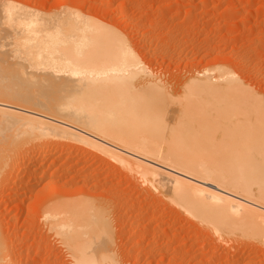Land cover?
Listing matches in <instances>:
<instances>
[{
    "label": "bare ground",
    "instance_id": "6f19581e",
    "mask_svg": "<svg viewBox=\"0 0 264 264\" xmlns=\"http://www.w3.org/2000/svg\"><path fill=\"white\" fill-rule=\"evenodd\" d=\"M80 4L48 7V12L43 6L12 0L1 5L0 213L13 199H19L16 207L21 211L26 200L33 199L39 204L46 239L57 237L72 263L123 264L115 252L118 243L125 247L131 236L132 252L148 238L150 246L159 239L157 228H151L152 219L137 233L140 218L156 213L158 204L138 197L132 200L125 193L128 188L131 192L150 188L173 194L178 205L206 226L210 237L238 232L264 245V98L257 97L224 63L201 68L202 78L190 77L177 93L167 91L162 79L143 68L144 61L116 28L117 22L99 18L105 7L101 13L93 4L88 8ZM238 9L233 5L226 11ZM128 19L121 21L130 27ZM6 46L11 48L5 53ZM56 152L50 161L47 158L33 167L37 157ZM88 161L92 163L81 166ZM95 164L113 168L111 178L102 180V171L92 167ZM53 167L50 181L43 184ZM84 167L82 177L79 171ZM8 217L0 216V264L21 260L30 264L35 257L27 248L24 256L22 240L18 244L9 221L5 223ZM163 218L161 214L154 220ZM228 239L229 245L233 239ZM203 248L192 246L179 254L181 260L178 253L175 258L195 259L192 254ZM239 248L230 252L236 263L261 264L252 254L255 250L241 253ZM153 250L142 249L132 260L140 261L141 255L145 259V251L153 257ZM203 254L198 256L200 264ZM222 254L209 262L224 264Z\"/></svg>",
    "mask_w": 264,
    "mask_h": 264
},
{
    "label": "rangeland",
    "instance_id": "374dc122",
    "mask_svg": "<svg viewBox=\"0 0 264 264\" xmlns=\"http://www.w3.org/2000/svg\"><path fill=\"white\" fill-rule=\"evenodd\" d=\"M5 1L7 0H0V10L2 8L1 5L5 3ZM12 1H14L15 4H20L23 6H27V5L36 6L38 8L43 6L42 8L43 9L45 8L47 12L49 8L50 10H53L54 8H57V6L58 8L60 6L79 7L78 5L80 4V2L81 4L83 2L87 4V8L89 6H92L91 4H93L92 6L94 7L93 9L97 7L98 9L101 8V13L102 11L104 12L102 8L105 7V13L103 14L104 16L99 15L100 16L99 18H101L102 20L105 19V21L107 22L109 21L110 23L113 24L117 22L115 24L116 28H118V30L122 32L123 37H125V40L128 42L130 48H132L133 51H135L134 53H136V55H139L138 56L139 59L142 62L144 61L143 68L144 69L148 68L146 69L148 70V72L150 71V73H153L152 75L156 76L160 80L162 79L161 82L163 84L165 83L164 85L165 89H167V91L171 93H175V92L177 93L178 91H180V89H182L186 81L192 76L198 75V77L202 78L199 75H201L200 71H202L203 68L213 67L217 63L220 64L224 63L223 65L226 64L225 67L228 68L229 71L231 70V72H233L237 77L242 79V81L249 86L251 91H253L256 95H258L257 97L264 98V0H223V1L221 0H44V1L43 0H12ZM89 3L90 5H88ZM233 5L239 6V9L236 12L226 11V9L228 10L230 7H233ZM106 9L108 10L106 11ZM109 9L112 11L110 12ZM91 12L92 15H94L93 13H95V11L93 12L92 10ZM106 13L107 14L113 13L112 14L113 17H111L110 14L109 16L105 15ZM114 14H116L117 16L119 14L121 15H119L116 20L117 16ZM125 16L127 17V19L129 18L128 21L130 20V22H128V24L130 23V27L129 25L125 24L127 23L125 22V20L121 21V19L124 18ZM109 17L112 19H110ZM118 20L120 21L118 22ZM234 23L237 24L233 26ZM5 43L8 44L9 41ZM7 47L11 48L9 46H6L5 49L2 51L5 53L8 52L10 49L8 50ZM8 64L6 65V68H8L7 67ZM57 145L66 149L65 148L66 146H62L60 144ZM72 151H73L72 152L73 155L76 154V151L74 149ZM55 155H58V153L57 154L53 153L52 155H48L47 157H44L45 156L44 154L40 158L37 157L36 161L33 164V167L35 168L37 165L40 164L42 165V162H44L45 159L47 160V158H48L47 161H50L51 159L50 157ZM63 157L62 158L65 160L66 159L65 156ZM43 158L44 160H42ZM37 159H39V161H37ZM91 163H92L91 161H88L82 163L81 166L83 165L88 166ZM96 165L97 164L93 165L92 167L95 169L98 168L97 170L102 171L100 175V178L102 180L107 176L111 178L113 168L104 169ZM45 166L47 165L45 164ZM53 168H49V170H47V174L43 180L44 181L43 184L50 181L49 179H51L50 178L51 174H53V172L56 169L55 167ZM84 169L85 167L80 169L79 171V174L82 177H84L83 175V173L85 172ZM90 172L92 173V170L88 171V173ZM40 174L41 173H39L38 175ZM22 176L23 174L21 173L19 177ZM58 176H60V174H58ZM117 178H115V180H119ZM9 179L11 178L9 177ZM66 179L67 177L64 176L62 177L61 181L63 182ZM26 180L28 181V177H24L25 182H27ZM126 188H128V186ZM130 189L131 188L126 189L125 193H129L130 196H132L131 197L132 200H134V198L136 197L138 198L140 197V199L137 198L136 200L138 201L149 200V202H152V204L155 205L158 204L157 207L158 206L159 207L156 213L154 214L147 213V215H145L144 218H140L139 223L137 224L138 227L137 233L139 234V232L144 228L146 223L152 219L153 221L151 222L152 223L151 228H155V229L157 228L156 231L158 232L157 236L159 239H157L156 241V245L158 246L157 248H155L156 247L155 244H154L155 246L154 245L152 246V244L151 246L149 245V242H151L152 240L148 238L145 241V243L142 245L141 249L132 252L130 249L131 236H129V243H127L125 247H120L118 243L115 246V252L118 254L119 259L121 262H123V264H137L139 260L138 261L134 260L137 252H139L142 249H146L147 251L151 252L154 248L155 249L153 251L155 253L154 254L155 257L154 256L151 257L150 253L148 254V252L145 251L143 253L145 259L142 255L139 256L140 263L138 262V264H148V262H150L149 264H151L153 260H155V262L153 261L152 264H165V263L179 264L180 262H181L180 264H200L198 263L200 259V257L198 256L203 254V252L206 249L207 250L202 255L203 262H201V264H208V262L212 260L213 256L215 257L217 255H221L222 253L224 254V252L226 253L224 255L222 254L223 260L222 259L221 260L225 261L224 264L225 263L227 264L228 261L232 263V261L235 262V260L237 259L234 257L231 258L232 256L231 253H233L234 251L233 248L234 247L239 248L238 246H240L239 250L241 251V253L244 252V250H247V248H248L247 251H249L250 253L255 250L252 254L255 253L258 257L257 259L261 261V264H264V251H263L264 245H262L263 243L262 241H258L254 239V237L252 239V236L249 237L250 235L248 234L240 233L238 235V232L233 233L231 235L229 234L226 236L224 235L223 236L224 238L216 237V236L210 237V231L209 233L205 232L208 231V229L206 230V226L205 225L202 226V224L197 222V220L192 215L188 214L184 210V208L178 205L176 198L174 199V196H172L173 194L165 193V192L158 194L150 188H148V190L144 192H140V191L131 192ZM12 190L13 188L12 189L10 188L8 191H12ZM6 193L4 195L8 197L9 196L8 192ZM152 194H154L155 196ZM2 195H0V197ZM126 195L128 194H124V196ZM32 201L33 199L26 200V202L24 200V202L26 203L24 204L25 208H23V211H21L20 209L18 210V207H16L17 206L16 204L19 202V199L16 200L13 199V201L9 203L10 205L8 204L7 206L8 210L6 207V209L4 208L3 212L0 213V216L1 214L3 215L5 214L7 215V217L11 215L10 217H8L9 219L7 220L5 219V223H8L9 221V228L11 229L9 230L11 231V234L14 233L15 231L14 235L16 234V237H18V239L15 238L14 235H12L13 237H11L10 235V237L12 239L15 238V240L17 239L18 244H20V240H22L21 243L23 242L22 246H24L22 250L23 252H25L24 256L26 255L27 250H30L29 251L31 252L30 254L33 257H35L34 258L35 262L33 261L30 264H47V262L48 264H53V262L54 264H74L64 254L63 246H61L60 241L57 237L50 236L48 239H46V235H48V233L46 232L47 230L45 228H42V224H41L42 218H40L41 213L39 212L40 210L38 211V207H37L39 206V204L34 203V201L32 203ZM8 211L10 215L9 213H6ZM112 211H113L112 214H114L115 211L114 208ZM161 214L164 216L163 219L154 220V218L157 217L159 218ZM2 218L4 219V216H2ZM165 222H167V224H165ZM11 223L14 225V227H16L15 228L16 230L14 229ZM163 226L165 230H163L164 228H161ZM12 227L14 230L12 229ZM139 229L140 231H138ZM172 229H174V231ZM160 231H162L163 233H161ZM174 234L177 236H176V240L173 241L172 238ZM212 234L213 233L211 232V235ZM228 237H229L228 240L230 241L231 239H233V241L229 242V245L227 241ZM166 238L167 240H165ZM224 239L226 240V242ZM161 240L162 242H160ZM45 241L48 242L46 243ZM210 242H213V245L211 246L208 245V243ZM173 244L175 246H173ZM176 244L179 245V248L178 245L176 246ZM201 245L202 246L205 245L204 246L205 248H203ZM231 245L233 246L231 247ZM22 246L21 245L18 246L19 248L17 247V249L19 250L20 247ZM192 246H195V248L198 247L203 248V250L204 249L205 250L204 251L201 250L202 252L199 250V252H201V254L199 255H197L199 252L197 254H192V256L196 255L194 256L195 259L194 258L188 260L182 259V261H180L181 257L179 256V254L183 255V253ZM26 248L27 250L25 251ZM148 249H152V250H148ZM43 251L44 253L46 252V254H44ZM162 251L164 253H161ZM34 253L39 255H36ZM130 253H131L130 260H128L127 256ZM175 253L176 254L178 253L177 256L180 257V260H178V258H175L176 257ZM148 255L151 257V260ZM156 255H158V257ZM160 255L163 256L164 258L161 257ZM226 255H227V259H226ZM132 257L134 258L133 260ZM147 258L149 259L147 260ZM22 261L23 260H21L19 264H22L23 263ZM229 262L228 264H231ZM209 264L211 263L209 262ZM232 264H238V262Z\"/></svg>",
    "mask_w": 264,
    "mask_h": 264
},
{
    "label": "snow or ice",
    "instance_id": "6c2138e0",
    "mask_svg": "<svg viewBox=\"0 0 264 264\" xmlns=\"http://www.w3.org/2000/svg\"><path fill=\"white\" fill-rule=\"evenodd\" d=\"M254 94V93H253ZM217 235H219V233H217ZM111 264H116V262L115 261H113V262H111Z\"/></svg>",
    "mask_w": 264,
    "mask_h": 264
}]
</instances>
